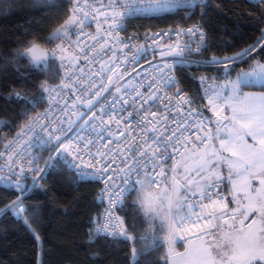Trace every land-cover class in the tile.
<instances>
[{
	"label": "snow or ice",
	"instance_id": "1",
	"mask_svg": "<svg viewBox=\"0 0 264 264\" xmlns=\"http://www.w3.org/2000/svg\"><path fill=\"white\" fill-rule=\"evenodd\" d=\"M260 5H264V0H256L254 6ZM201 6L207 7L205 0H109L107 5L102 6L105 10L102 23L107 24L103 31L107 35L104 36L98 27L94 36L83 31L89 26L87 21L95 19L91 11L93 5L89 0H83V3L76 0L69 21L56 32V38L62 41L56 48L47 50L32 43L23 50L10 53L11 58L3 57L5 66L27 60L31 72H43L58 60V68L64 71L60 85L56 88L41 86V94L37 97L30 99L15 92L7 97L17 103L23 102L26 106L21 109V116L26 115L27 107L34 109L37 103L42 102L44 93L53 99V93L58 94L78 85L77 99L86 96L95 87L91 79L93 76L105 70L114 73L121 64L129 62L123 52L125 48H135L131 62H135L141 53L146 59L150 48L155 56V50L159 48L161 63L148 62V70L157 75L151 76L147 97L134 86L125 88L124 95L114 97L108 107H104L100 99L87 100L86 106L92 115L82 120L83 125L91 126L93 131L97 126L101 127L94 139L80 136L76 129H81V125L77 124L74 129L71 120H60L57 124L59 118L52 115L51 104L22 128L0 152V173L5 170L8 173L6 176L0 175V192L5 194V199L7 193L17 194L15 200L0 207V218L11 214L13 219L23 223L34 234L29 217L34 221L39 209H33L25 200L30 198L31 191L43 188L41 182H46L49 175L66 168L74 174L77 184L89 179L104 182L105 190L110 191L109 219H115V228L120 229L119 233L114 231L113 235H126L127 230L123 229V225L127 217L121 219L116 215L119 211L116 206L123 205L128 199L126 192L131 195L128 186L135 177L131 185L135 192L133 204L149 220L162 216L164 240L170 252L186 232L199 228L200 244L196 249L186 252L184 264H264V31L247 47L233 51L231 55L213 56L209 61L212 70L217 73V79L226 80L223 85L205 89L209 96V110L216 118L215 136L209 127L212 121L191 107L195 100L182 94L179 82L172 75V68L177 63L199 66L198 62L185 61L184 57L186 53L207 50L209 38L206 32L201 31L200 25L177 30L178 36L195 37L194 41L177 42L167 47L159 45L157 39L164 35L170 36V33H156L150 37L146 35L145 39L153 42L151 45H132L130 42L137 37H129L125 41L118 35L129 17L177 9L191 11ZM107 10H111L110 16ZM109 20L112 22L108 23ZM72 35L76 36V40L71 39ZM85 40L94 43L89 45ZM192 43H196L195 49L191 47ZM97 46L100 51L111 52L114 67L105 69L102 64L101 72H92L81 66V61L87 64L96 62L93 53L99 54ZM236 47L235 44L227 46L228 50ZM117 52L124 56L120 63H116L119 60ZM169 56L173 57L171 62L165 59ZM32 78L31 74L23 73L18 77L29 81ZM112 79L109 75L108 84L102 83L92 96L101 98L104 92L109 91ZM192 79L195 80V77ZM205 80V77H200L201 84ZM169 86L176 88L174 96L158 95L162 88ZM225 88L228 89L227 95L223 94ZM246 88L254 91L245 92ZM115 91L120 93L122 89L116 87ZM125 97H131L133 108L127 117L122 115L127 111L124 105H129V99ZM103 99L107 100L106 97ZM117 100L122 101L119 109H116ZM157 101L163 105V111L159 113L152 110L159 109ZM183 105L188 106L186 115L179 120L170 116L169 106L179 116ZM96 108L100 109L99 118L94 110ZM225 109L231 110L230 116L223 114ZM117 113L120 114L118 119ZM84 115L81 113L78 119ZM105 115L109 117L108 121L103 120ZM132 120L135 121V129L131 126ZM113 121L117 126L121 121L125 123V129L119 132V136L125 139H108L102 145L107 150L102 151L96 140H104L105 131L111 134L107 124ZM4 126L11 128L15 125L9 121ZM222 128L227 129L223 136L220 135ZM247 137L251 138L252 143L248 142ZM216 141L219 148L215 146ZM113 143L116 144L115 149L109 148ZM0 144H3L2 140ZM45 151L49 154L43 160V167H39ZM117 154L120 164H117ZM85 156L100 166L84 165ZM221 166L228 169L227 177L220 172ZM37 173L39 175H35ZM225 179L231 184L232 199L228 202L222 195L221 186ZM117 180H120L119 184ZM253 180L258 181V185H253ZM232 203L235 204L234 208H230ZM161 209H164L163 213ZM248 220L251 222L245 224Z\"/></svg>",
	"mask_w": 264,
	"mask_h": 264
},
{
	"label": "trees",
	"instance_id": "2",
	"mask_svg": "<svg viewBox=\"0 0 264 264\" xmlns=\"http://www.w3.org/2000/svg\"><path fill=\"white\" fill-rule=\"evenodd\" d=\"M76 0H0V140L5 145L34 115L45 106V99L35 108L27 107L20 115L23 102L7 99L11 93H20L30 99L41 94V86L52 87L61 82L58 62L43 72H31L29 62L20 60L5 66L3 57L23 50L32 43L49 47L57 38L51 37L70 15ZM203 12L178 9L172 14L137 18L131 28L146 33L156 32L178 24L198 22L206 31L209 46L193 57L203 62L185 65L177 74L182 87L198 100V82L192 77L217 78L209 61L213 56L231 55L233 51L252 44L264 31V5L254 6L253 0H206ZM7 8V11L5 9ZM50 41V42H49ZM230 44L236 48L228 50ZM32 75V79H18L20 74ZM223 80V78H220ZM45 96V93H44ZM205 112L209 116L208 106ZM12 121L14 127H6ZM44 159V156H43ZM42 189L30 193L25 203L39 209L35 220L29 217L34 234L11 214L0 218V264H168L165 232L162 220H149L133 204L135 192L119 208L122 219L127 217L126 229L134 237L126 239L101 237L96 228L102 209L100 186L87 180L76 183V177L66 168L49 175ZM226 193L228 184L223 182ZM0 192V207L17 198L16 193ZM144 237V239H141ZM182 242L178 244L180 248ZM168 257V256H167Z\"/></svg>",
	"mask_w": 264,
	"mask_h": 264
},
{
	"label": "built area",
	"instance_id": "3",
	"mask_svg": "<svg viewBox=\"0 0 264 264\" xmlns=\"http://www.w3.org/2000/svg\"><path fill=\"white\" fill-rule=\"evenodd\" d=\"M81 2L83 3V0H81ZM89 2L93 5L91 11L94 13L95 19L90 18L87 21V24L89 26L85 27L83 29V31L85 33H91L92 35L95 36L97 34V28L99 27V28H101V33L104 36H106L107 34L104 33L103 30L105 28H107V24L102 23L104 18H105V15H104L105 10L102 6L107 5L109 3V0H89ZM75 4H76V2L71 6L69 18L72 16V10H73ZM177 10L172 11V12H156V13L138 14L136 16L129 17V18H127V20L124 23L123 30H120L118 32V35L122 40H125V41H127V39L129 37H133V36L137 37V39H134L130 42L132 45H145V44L151 45L153 42L151 40H146L145 36L147 35L150 37L156 33H170L171 34L170 36L164 35V36L159 37L157 39V43L159 45L164 46V47H167L169 44H176L177 42L185 43V42H189V41H194L196 39L195 37H190L187 35L178 36L177 30L188 29V28H192L193 26L200 25L198 22L187 23V24H178L176 26H171V27L161 29V30L156 31V32H150V33H146L142 30H139L137 28H131L129 26L130 22L134 19L172 14V13L176 12ZM203 10H204V7L201 6V7L195 8L194 10H191V11L187 10V11L198 12L199 14H201L203 12ZM107 14L110 16L111 10H107ZM111 22H112L111 20L108 21V23H111ZM200 27H201V25H200ZM201 31L206 32L202 27H201ZM71 39L73 41L76 40V36L72 35ZM82 39H85V38L82 37ZM61 43H62V41L57 38V40L53 44H51V46L49 47V50L56 48V46L61 44ZM85 43L90 45L94 42L92 40H85ZM120 47H122V45ZM191 47L193 49H195L196 43H192ZM134 51H135V48L123 49V52L126 53L127 57L129 58V62L121 64V66L119 68H117L114 73H110L106 70L101 72V65L102 64L104 65L105 69L109 66L114 67V65H112L111 52L100 51L99 46H97V52L99 54L96 55V53H93V55L96 57L95 63L87 64L84 61H81V66L85 67L86 70H91L92 72H101L100 75L93 76L91 78L92 81H94V83H95V87L92 88L91 91L86 96H82L80 99H77V95L79 94L78 93V87H79L78 85L76 87H73L70 89H64L63 91L59 92L58 94L53 93V97H54L53 99H49L47 96V93H45V106L43 109L39 110L34 115V117L37 114L43 113L45 110H47L51 104L52 108H53L52 115L57 116L59 118L57 120V124H59L60 120H63L65 122L71 120L74 122L73 123L74 129H75L77 124L81 125V129H76L77 131H79L80 136H85V137L94 139L95 134L101 131V127L97 126L95 128V131H93L91 126L83 125V123H82L83 119H89L92 115L91 111L86 106V102L88 99H94V100L100 99L101 104L104 107H108V105H110V103L114 97L118 98V97L124 95L123 90L125 88L131 89L132 87L135 86V87H137L138 91L143 94L144 97H147L149 94L148 84L151 82V76L157 75V74L151 73V70H148V62L151 61L152 63H156V64L161 63V56L159 54L160 49L156 48L155 56H153V50L150 48L148 53H147L146 59L144 58V54L141 53L139 56H137L135 62H131L130 58L133 56ZM195 54H197L195 51H193L191 53H186L184 60L185 61L198 62L199 65L204 64L203 62L198 61L193 57V55H195ZM117 56H119V60H117L116 63H120V61H122L124 59V56L119 52H117ZM165 59H167L169 62H171L173 57L169 56V57H165ZM57 62L59 65L58 60H57ZM185 65H188V64L187 63H177L176 65H174L172 68V75L174 76V79L179 82L178 87L182 90V94L186 95L188 97H192L195 100V103L193 105H191V107L196 109L197 112L201 116L207 117L210 120L209 116L205 112V105H207V106L209 105V96L206 94L205 89L215 88L217 85L225 84L226 82H224L223 80L213 78V77H208V76H197V77H195V80L198 82V86H199V98H198V100H196L191 95L190 92H188L187 90H185L182 87L180 79H179L178 74H177L178 68L184 67ZM193 65H196V64H193ZM145 70H147V71H145ZM61 73H62V79H61V82H62L63 77H64V71L61 70ZM120 73H123L122 77L120 76ZM109 75H111L113 77L112 84L109 86V91L104 92L103 96L101 98L93 97L92 93L95 92L97 89H99L101 87L102 83L104 85L108 84L107 77ZM145 77H148V79H145ZM200 77L206 78L204 84L200 83ZM61 82H59L58 84H55L51 88H56L58 85L61 84ZM141 85H143V86H141ZM116 87H120L122 89V91L120 93H117L115 91ZM152 90L154 91L155 89L153 88ZM175 93H176V88L169 86L167 88H162L161 91L158 93V95H167L169 97H172V96H174ZM132 96H135V93H132ZM103 97H106L107 100H104ZM125 98L129 99V105H124V107L127 109V111L122 113V115L127 117L129 112H133V108L131 107V97H125ZM157 104L160 105L159 109L153 108L152 110L158 111V113H159L160 111H163V105L160 104L159 101H157ZM65 105H67V107H65ZM121 105H122V101L117 100L116 109H119L121 107ZM169 107L171 109L170 116H175V118L177 120L181 119V117L183 115H186L187 111H188V106L183 105L181 108V115L178 116V115H176V110L174 108H171V106H169ZM62 108L64 109L63 111H61ZM94 110L97 113V118H99L101 115L100 109L96 108ZM109 110L111 111L110 108H109ZM81 113H85V115L81 119H78V117L81 116ZM119 115H120L119 113L116 114L117 119L119 118ZM195 118H196V116L194 115L193 119H195ZM31 120L28 123H26L25 125H23L22 128H24L26 125L31 123ZM103 120L108 121L109 117L107 115H105L103 117ZM64 126L67 127V123H65ZM131 126L133 127V129H135V121L134 120L131 121ZM174 126L175 125H172V127H174ZM125 127H126V125L123 121H121L119 126H117V124L114 121L108 123L107 128L111 130V134L108 131H105L103 133L104 140H96V144L101 147L102 151H106L107 149H104L102 147V145L107 143L108 139H113V141H115L117 139L123 141L125 139V137L119 136V132L124 130ZM209 127L212 129V124L209 125ZM21 129L18 132H20ZM17 133L5 145H7L10 141H12L13 138L17 135ZM70 135H71V133H70ZM126 135H127V133H126ZM5 145L0 146V152L4 151ZM115 147H116L115 143L109 145V148H111V149H115ZM48 154L49 153L47 151H45L43 153L44 159L47 158ZM5 158H7V157H5ZM44 159L42 158L40 160L39 165H38L39 167H43V160ZM83 163H84V165H94L95 167L100 166L99 164H96L88 156H85ZM169 163H171V162L169 161ZM117 164H120L118 154H117ZM113 167H116V165H113ZM18 170L19 169H17V171ZM0 175L6 176V175H8V173L5 170L3 173H0ZM35 175H39V174L37 173ZM89 180L95 181L99 184V186H100L99 197L103 203L102 209H101V212L99 215L98 225L96 228L97 234L101 237H108V238H113V239H126L130 243H133L134 237L128 231H126V235H120V234L113 235L114 231L119 233L120 229L115 228V224H116L115 219H112V220L109 219L108 209H109L110 191L105 190V184L103 181H96L93 179H89ZM134 182H135V177L132 178V180L130 181V184L128 186L130 192H132L131 185L134 184ZM28 183H30V181H28ZM116 183L119 184L120 180H117ZM153 187H155V186H153ZM221 187L223 189V184ZM125 195L126 196L129 195V192H126ZM222 195H223V197H225V202H228L229 200H228V197H227L226 193L224 192V190L222 191ZM120 206L121 205H117L116 208L119 210ZM115 214L120 216V218L122 219L121 215L119 214V211H117ZM123 229L127 230L125 224L123 225ZM199 235H201L199 228L198 227L192 228L190 231H188L184 234V238L180 241H187L188 239L195 237V236H199ZM127 237H131V238H127Z\"/></svg>",
	"mask_w": 264,
	"mask_h": 264
},
{
	"label": "crops",
	"instance_id": "4",
	"mask_svg": "<svg viewBox=\"0 0 264 264\" xmlns=\"http://www.w3.org/2000/svg\"><path fill=\"white\" fill-rule=\"evenodd\" d=\"M250 90L254 91V89H251V88H250ZM208 111H209V117L212 116L211 115V111L209 110V107H208ZM215 120H216V118H215ZM211 130H212V133H213V131H214V123L213 122H212V129ZM247 138H248V142L252 143L251 138L250 137H247ZM217 148H219V144L217 145ZM227 155H228V153H227ZM220 172L222 173L223 176L227 177L228 169L226 167H221L220 168ZM223 182H226L228 184V190L226 192V195L228 197V200L230 201L232 199L231 184H230V182L227 179H225ZM252 183H253V185H258V181H256V180H253ZM234 207H235L234 203L230 204V208H234ZM250 222L251 221L248 220V221L245 222V224L250 223ZM237 226L239 227V224ZM200 236L201 235L195 236V237H192V238L188 239L187 241L182 242L183 244H182V246L180 248L178 247V244L181 241L178 240L175 243V245L173 246V250L171 252L169 251V247H168V245L166 243V252H167V256H168V264H172V262H171L172 256L173 257L175 256L177 258L179 255H180V257H179V259L176 260V262L179 263V264H184V260H183L184 255L190 249L194 250V249H196L198 247V245L200 244ZM204 239L207 240L208 237L205 236Z\"/></svg>",
	"mask_w": 264,
	"mask_h": 264
},
{
	"label": "rangeland",
	"instance_id": "5",
	"mask_svg": "<svg viewBox=\"0 0 264 264\" xmlns=\"http://www.w3.org/2000/svg\"><path fill=\"white\" fill-rule=\"evenodd\" d=\"M253 1H255V0H253ZM69 21V18L67 19V21H65L62 25H60L55 31H53V33L51 34V37H53V38H56V32H57V30L58 29H62L63 28V26L66 24V22H68ZM39 45V44H38ZM41 48H43V49H47L48 50V48L47 47H44V46H41V45H39ZM233 79H234V77H232ZM223 81L224 82H226V80L225 79H223ZM221 85H223V84H221ZM244 91L245 92H252L251 90H250V88L248 89V88H246V89H244ZM223 94L224 95H227L228 94V89H223ZM224 115H228V116H230L231 115V110L230 109H225V111H224V113H223ZM211 115L212 116H210L209 118H210V120L214 123V131H213V135L215 136L216 135V131H215V116L213 115V113L211 112ZM227 131V129H223L222 128V131H221V133H220V135L221 136H223L224 134H225V132ZM247 140H248V138H246ZM219 143H218V141H216L215 142V146H216V148H217V145H218ZM224 155H227V153H225ZM221 167H224V166H221ZM163 211H164V209H161V212L163 213ZM157 218H159L160 220H162V216H160V217H157ZM179 257H180V255L176 258L175 256L173 257L172 256V258H171V262H172V264H179V263H177L176 262V260L177 259H179Z\"/></svg>",
	"mask_w": 264,
	"mask_h": 264
}]
</instances>
